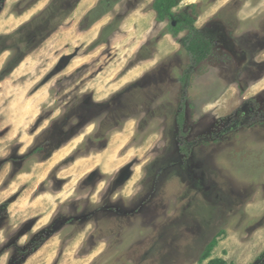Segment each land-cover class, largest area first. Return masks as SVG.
<instances>
[{"label":"rangeland","instance_id":"obj_1","mask_svg":"<svg viewBox=\"0 0 264 264\" xmlns=\"http://www.w3.org/2000/svg\"><path fill=\"white\" fill-rule=\"evenodd\" d=\"M113 1L0 0V264H264V0Z\"/></svg>","mask_w":264,"mask_h":264},{"label":"trees","instance_id":"obj_2","mask_svg":"<svg viewBox=\"0 0 264 264\" xmlns=\"http://www.w3.org/2000/svg\"><path fill=\"white\" fill-rule=\"evenodd\" d=\"M114 0L112 3H114ZM181 0H154L152 3V8L156 12V18L159 21L164 20H173L179 16V20L175 26L171 27V33L176 35L178 32L185 28H189L193 31L192 35H190L187 44L185 45V49L192 55L195 63H199L205 59H207L211 53H213L212 43L209 37L203 36V34L199 30H194V22L196 17L198 16V6L196 4H190L185 10L179 12V14H174L173 8L178 5ZM106 0H100L99 6L97 10L100 9L102 5H105ZM95 10L90 11V14ZM45 14L49 15L53 13L52 8L48 7ZM105 13V10H102L101 15ZM89 14V15H90ZM182 115V113L180 114ZM216 244V238L210 240L206 246L204 247L201 256L200 262H203L210 256V253L213 247ZM205 264H228L227 261L220 257L210 258Z\"/></svg>","mask_w":264,"mask_h":264},{"label":"flooded vegetation","instance_id":"obj_3","mask_svg":"<svg viewBox=\"0 0 264 264\" xmlns=\"http://www.w3.org/2000/svg\"><path fill=\"white\" fill-rule=\"evenodd\" d=\"M177 21L178 20H171V25L175 26L177 24ZM95 116H97L96 112L91 114L88 111H83L82 107L79 106L78 111H77V117L79 119V121L77 123V131L82 130L83 127L86 126L89 121H91L93 118H95ZM2 205H7V204L4 202H0V210L4 209V207H1ZM5 208H7V207H5Z\"/></svg>","mask_w":264,"mask_h":264},{"label":"crops","instance_id":"obj_4","mask_svg":"<svg viewBox=\"0 0 264 264\" xmlns=\"http://www.w3.org/2000/svg\"><path fill=\"white\" fill-rule=\"evenodd\" d=\"M87 159H88V157H85V158L79 159L75 163L80 164V165H83V162H85V160H87Z\"/></svg>","mask_w":264,"mask_h":264}]
</instances>
